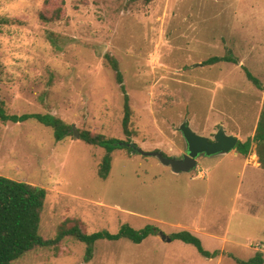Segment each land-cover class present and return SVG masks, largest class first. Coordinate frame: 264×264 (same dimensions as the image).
Here are the masks:
<instances>
[{"label":"rangeland","instance_id":"1","mask_svg":"<svg viewBox=\"0 0 264 264\" xmlns=\"http://www.w3.org/2000/svg\"><path fill=\"white\" fill-rule=\"evenodd\" d=\"M228 51L237 64H203ZM105 55L122 73L129 137ZM241 65L264 86V0H0V104L9 114L49 113L70 126L57 141L36 119L0 121V175L46 190L39 233L52 238L75 223L86 233H116L122 224L158 229L138 244L98 240L87 262L85 244L65 237L12 264H239L257 251L264 259V173L253 177L241 154H202L192 171L174 173L156 156L115 150L102 179L104 149L71 130L129 138L175 158L186 152L183 122L210 141L223 122L245 141L264 91ZM193 222L217 256L158 235Z\"/></svg>","mask_w":264,"mask_h":264},{"label":"trees","instance_id":"2","mask_svg":"<svg viewBox=\"0 0 264 264\" xmlns=\"http://www.w3.org/2000/svg\"><path fill=\"white\" fill-rule=\"evenodd\" d=\"M131 2L137 0H129ZM146 2L150 0H144ZM63 2V0H62ZM59 10V9H57ZM109 66L115 72L116 81L119 84L123 94V117L122 130L126 137H129L131 131L129 122L131 109L129 98L123 84L122 73L119 70L118 62L110 55H105ZM219 62H232L237 64L238 59L228 51V53L219 56L208 57L203 64L212 65ZM245 75L258 89L263 90V84L253 76L245 67ZM29 118L36 119L42 124L53 129L55 140L60 141L65 138L70 130V126L64 123L60 118L52 114L40 113H23L9 114L0 104V121L2 122H23ZM80 139L89 145L98 146L104 149V154L98 165L97 175L106 179L109 175L112 162V153L115 150H128L129 152L138 153L137 145L128 139L116 137H105L102 134H91L89 131H81ZM210 141V140H209ZM255 145V153L258 162L264 168V101L262 103L259 118L252 137L245 141H237L235 149L238 153L246 157L251 145ZM46 198V190L42 187L32 185L24 181H17L0 175V264H12V262L26 252L40 247L57 248L59 243L65 237H72L85 244V253L83 259L87 262L92 258L94 243L101 239L119 240L128 239L133 243H140L149 235L158 232L157 227L146 224L140 229H135L128 224H122L116 233H111L105 229L92 233H86L81 230L80 226L75 223L71 226L60 225L56 234L52 238H44L39 233L40 215ZM171 240H181L184 243L193 245L202 256L213 258L218 255V250L209 251L202 245L201 240L186 230L171 233ZM239 264H263L262 253L257 251L249 260H236Z\"/></svg>","mask_w":264,"mask_h":264},{"label":"water","instance_id":"3","mask_svg":"<svg viewBox=\"0 0 264 264\" xmlns=\"http://www.w3.org/2000/svg\"><path fill=\"white\" fill-rule=\"evenodd\" d=\"M71 130L75 137H80L74 126L71 127ZM179 131L186 145V152L180 158L167 157L159 150L144 151L137 148L136 151L143 156H156L163 165L170 166L174 173L190 172L195 168L196 158L199 155L227 154L235 148L238 141L236 135L226 133L222 126H218L212 141H209L208 137L204 135L195 133L187 122L181 123ZM158 235L163 241H171V237L163 232H159Z\"/></svg>","mask_w":264,"mask_h":264},{"label":"crops","instance_id":"4","mask_svg":"<svg viewBox=\"0 0 264 264\" xmlns=\"http://www.w3.org/2000/svg\"><path fill=\"white\" fill-rule=\"evenodd\" d=\"M260 90V89H259ZM260 91H264V89L263 90H260ZM263 101H264V99H263ZM263 101H262V103H263ZM262 103H261V106H260V111H261V107H262ZM260 111H259V114H260ZM259 114H258V116H257V119H256V123L254 124V126L252 127V129H251V133H250V136L249 137H252L253 136V134H254V131H255V128H256V124H257V121H258V118H259ZM223 115H225V114H223ZM225 117V119H227V118H231V117H229V116H224ZM232 120H233V118H232ZM221 121V120H220ZM228 124V123H227ZM221 126L222 125V127L224 128L225 127V124L223 123V122H216L213 126ZM229 125V124H228ZM225 130V129H224ZM226 132V131H225ZM230 134H233V135H236L237 137H238V140H240L241 141V138H240V136H238V134L237 133H235L233 130L231 131V132H229ZM248 137V138H249ZM229 153H232L233 155H240V153H238L237 151H236V149L234 148L231 152H229ZM252 153V155H250V156H248L249 154H251ZM228 154V153H227ZM249 154L246 156V157H244L243 155H242V157L244 158V166H250L251 168H250V172H251V174H252V176L254 177V175L255 174H259V172H263L264 173V168H262L261 166H260V164H259V162H258V157H257V155H256V153H255V145L254 144H252L251 145V148H250V152H249ZM249 193H251V191H249ZM253 205V204H252ZM255 205H257V204H255ZM249 209V211H250V208H248ZM247 209V210H248ZM251 214H254V215H258L259 213H258V211H254V212H252ZM185 227V226H184ZM181 228H183V227H181ZM200 227H199V225L197 224V223H192L190 226H188L187 228H185L184 230H186V231H189L190 233H192L193 235L194 234H198L199 233V231H200ZM178 232V231H177ZM174 233V232H173ZM195 235V236H196ZM213 251V250H212Z\"/></svg>","mask_w":264,"mask_h":264}]
</instances>
